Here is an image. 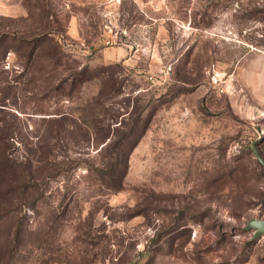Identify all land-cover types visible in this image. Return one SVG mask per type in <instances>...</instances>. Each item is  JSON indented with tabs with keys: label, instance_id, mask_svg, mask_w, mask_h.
<instances>
[{
	"label": "rangeland",
	"instance_id": "obj_1",
	"mask_svg": "<svg viewBox=\"0 0 264 264\" xmlns=\"http://www.w3.org/2000/svg\"><path fill=\"white\" fill-rule=\"evenodd\" d=\"M263 165L264 0H0V264H264Z\"/></svg>",
	"mask_w": 264,
	"mask_h": 264
},
{
	"label": "trees",
	"instance_id": "obj_2",
	"mask_svg": "<svg viewBox=\"0 0 264 264\" xmlns=\"http://www.w3.org/2000/svg\"><path fill=\"white\" fill-rule=\"evenodd\" d=\"M38 40H41V41H43V40L46 41L47 40V41H51L52 42V39H50L48 37H42V36ZM50 45L53 48V50H55V52L57 51L56 52L57 54L60 53L59 50H58V47L56 45H54L52 43H50ZM81 72H83V71H81ZM81 72H80V75H81ZM72 81H73V79H72ZM144 130H145L144 125L143 126H139V127H137V126L134 127L133 125L131 126V128L129 129V132H130V134H133V141L134 142L136 141V139H138L144 133ZM113 189H115V188H113Z\"/></svg>",
	"mask_w": 264,
	"mask_h": 264
},
{
	"label": "water",
	"instance_id": "obj_3",
	"mask_svg": "<svg viewBox=\"0 0 264 264\" xmlns=\"http://www.w3.org/2000/svg\"><path fill=\"white\" fill-rule=\"evenodd\" d=\"M246 228L254 231V237L264 236V220L250 219L246 224Z\"/></svg>",
	"mask_w": 264,
	"mask_h": 264
}]
</instances>
